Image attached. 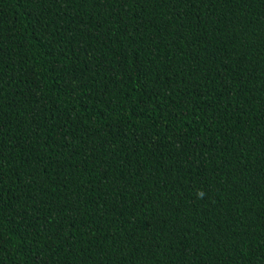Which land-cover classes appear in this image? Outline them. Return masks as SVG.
Returning <instances> with one entry per match:
<instances>
[{
    "label": "trees",
    "instance_id": "obj_1",
    "mask_svg": "<svg viewBox=\"0 0 264 264\" xmlns=\"http://www.w3.org/2000/svg\"><path fill=\"white\" fill-rule=\"evenodd\" d=\"M0 264H264V0H0Z\"/></svg>",
    "mask_w": 264,
    "mask_h": 264
}]
</instances>
